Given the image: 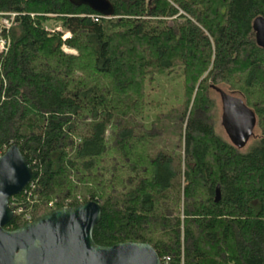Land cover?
<instances>
[{"label":"trees","instance_id":"obj_1","mask_svg":"<svg viewBox=\"0 0 264 264\" xmlns=\"http://www.w3.org/2000/svg\"><path fill=\"white\" fill-rule=\"evenodd\" d=\"M110 1L114 15L95 20L70 0H0L18 13L0 53V154L18 144L32 166L33 219L92 199L101 245L147 242L170 264H264V0ZM175 69L179 103L148 118L161 106L149 85ZM222 84L255 116L247 150L214 128Z\"/></svg>","mask_w":264,"mask_h":264},{"label":"water","instance_id":"obj_2","mask_svg":"<svg viewBox=\"0 0 264 264\" xmlns=\"http://www.w3.org/2000/svg\"><path fill=\"white\" fill-rule=\"evenodd\" d=\"M70 1L105 16L115 13L110 0ZM254 26L258 42L264 46V17L257 18ZM223 99L224 125L231 140L242 147L253 131L255 116L241 99ZM33 175L18 144L0 155V264H162L158 251L147 242L97 243L94 228L103 211L97 200L56 207L16 229L7 228L14 216L10 199L26 188ZM216 192L218 199L219 186Z\"/></svg>","mask_w":264,"mask_h":264},{"label":"rangeland","instance_id":"obj_3","mask_svg":"<svg viewBox=\"0 0 264 264\" xmlns=\"http://www.w3.org/2000/svg\"><path fill=\"white\" fill-rule=\"evenodd\" d=\"M47 28L51 31L57 30V31H63V38L67 37L68 35H71L70 32L65 31L61 24L52 19L49 23H47ZM66 35V36H65ZM66 52L74 53L76 52L73 49L68 48L67 46L63 47ZM184 76L182 74L181 69H175L168 74H165L163 76H159L157 81L149 85L148 87V97L150 100H157L161 103V106L158 108H152L149 107L147 110V114L150 116L148 118H152L154 114L158 111H167L172 105L175 106L179 102H177L182 94V82H183ZM221 88L216 89L212 92V96L215 99L216 108L214 109V116L212 112V118H213V124L216 132L224 137L227 140H231L230 133L226 129L224 125V105H223V98L224 97H236L241 98L239 93L232 92L229 85L222 84L220 85ZM254 130V128H253ZM255 135L252 133L249 135L246 143L241 147L244 150L249 149L255 141V138L259 135L260 131L258 127L255 128ZM231 132V131H230ZM232 136V134H231ZM235 143V142H234ZM51 204V203H50Z\"/></svg>","mask_w":264,"mask_h":264},{"label":"built area","instance_id":"obj_4","mask_svg":"<svg viewBox=\"0 0 264 264\" xmlns=\"http://www.w3.org/2000/svg\"><path fill=\"white\" fill-rule=\"evenodd\" d=\"M17 16V12L0 10V53H7L10 49V30L12 29ZM90 16L95 20L105 18V16L101 14H91ZM34 195H36L35 182L31 180L20 196H13L10 200V205L14 207V213L21 215L26 221H31L33 219V204L35 202L33 198L35 197ZM50 205H53V202H51ZM162 262L163 264H170V257H163Z\"/></svg>","mask_w":264,"mask_h":264}]
</instances>
